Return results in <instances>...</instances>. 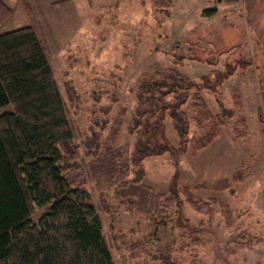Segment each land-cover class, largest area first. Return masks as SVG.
<instances>
[{"label": "rangeland", "instance_id": "374dc122", "mask_svg": "<svg viewBox=\"0 0 264 264\" xmlns=\"http://www.w3.org/2000/svg\"><path fill=\"white\" fill-rule=\"evenodd\" d=\"M3 2L12 15L0 35L32 27L46 50L115 264H264V0H172L169 12L150 0ZM208 9L216 14L206 15ZM187 55L199 61L184 60ZM239 59L249 68L227 81L221 96L205 91L204 97L218 114V98L232 108L238 95L248 138L236 139L231 122L208 148L196 152L192 142L180 164L179 187L193 189L197 200H213L215 213L205 217L185 205L190 228H159L144 209L124 205L120 182L111 176L115 150L128 151L123 161L135 152L137 135L130 130L137 94L168 84L171 69L199 84ZM11 111L1 108L0 116ZM165 124L168 140L178 145L171 122ZM191 133L200 131L193 126ZM144 166L140 185L167 193L174 173L168 155L147 158ZM241 167L244 182L214 190ZM45 211L37 209L32 220Z\"/></svg>", "mask_w": 264, "mask_h": 264}, {"label": "trees", "instance_id": "16d2710c", "mask_svg": "<svg viewBox=\"0 0 264 264\" xmlns=\"http://www.w3.org/2000/svg\"><path fill=\"white\" fill-rule=\"evenodd\" d=\"M150 1L159 11L169 12L173 6L172 0ZM205 14L213 16L216 10L208 9ZM11 15L0 0V28ZM182 59L175 63L180 65ZM185 59L199 61L191 55ZM205 62L218 65V60ZM249 66L243 59L226 62L223 71L203 76L199 84L171 69L168 84H151L139 91L130 130L137 135L135 152L123 161L128 151L115 150V171L111 172L115 182H120L124 205L144 209L159 228L170 224L190 228L183 215L185 205L202 216H213V200H197L193 189L179 187L181 159L192 142L196 152L208 148L231 122L236 139L248 138L247 121L239 118L242 99L234 96L233 107L228 108L218 98L216 114L204 93L221 96L225 83ZM74 94L69 90L72 100ZM7 106L12 111L0 116V264H115L87 189L74 128L46 50L32 27L0 35V109ZM166 120L178 135V145L166 136ZM193 126L200 131L198 137L191 136ZM114 132L111 138L116 141V126ZM163 155H168L174 173L168 192L160 194L140 183L146 176L144 161ZM244 170L241 167L232 179L216 182L214 190L244 182ZM45 208L34 222L36 210Z\"/></svg>", "mask_w": 264, "mask_h": 264}]
</instances>
